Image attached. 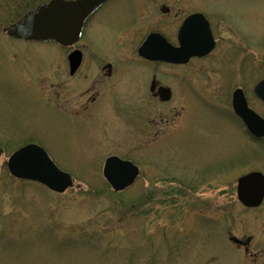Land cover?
I'll return each instance as SVG.
<instances>
[{"label": "rangeland", "instance_id": "374dc122", "mask_svg": "<svg viewBox=\"0 0 264 264\" xmlns=\"http://www.w3.org/2000/svg\"><path fill=\"white\" fill-rule=\"evenodd\" d=\"M47 1L0 0V264H263L264 202L243 207L236 182L249 170L264 173V139L247 135L231 109L229 88L250 87L264 75V0H219L222 8L243 11L235 20L233 55L198 61L189 76L184 68L173 69L175 76L163 67L162 78L176 94L162 104L156 122L153 107L146 109L147 120L140 110L136 70L103 115L96 108L94 118L88 117L91 109L73 115L83 98L77 77L65 71L61 47L5 33L20 15ZM137 5L136 14L128 10L135 16L131 28L140 24ZM103 34L110 32L87 29L85 54L121 48ZM133 41L121 42L124 54L133 52ZM251 53L254 74L242 67ZM251 101L264 116L262 104ZM144 130L162 138L145 155ZM31 141L81 186L58 194L14 179L6 160ZM112 154L140 168L122 191L103 175L105 157Z\"/></svg>", "mask_w": 264, "mask_h": 264}, {"label": "flooded vegetation", "instance_id": "af4514ba", "mask_svg": "<svg viewBox=\"0 0 264 264\" xmlns=\"http://www.w3.org/2000/svg\"><path fill=\"white\" fill-rule=\"evenodd\" d=\"M130 1L131 0H104L96 10L89 14L83 24L79 40L71 47V50L78 49L82 52L81 60L73 74L70 73L68 54L65 55L64 63L66 65V73L70 77H77L80 89L79 96L83 98L78 108L80 111H74L73 115L79 112L83 114V112H86V110L88 112V110H92V108H96L94 111L97 115H103L104 111L108 108H112L111 106L114 103V98L118 95V89L121 83L124 81L127 82L129 73L136 70L140 73L141 81L139 84L140 110L143 111V116L145 120H147L146 109L153 107L152 109L154 111L151 118L156 122V120L162 116V104L172 102L176 94L175 89L171 85L172 82L169 83V81H165L162 78L163 67L172 70L175 76L177 74L173 69L177 67L184 68L186 69L185 73L189 76V74L194 72L196 62L206 61L216 56L233 55V48L235 49V47H237V44L233 43V41L237 39L236 37H238V23H235V20L241 18L240 14H242L243 11H237L233 9V7L222 8L220 6L221 1L219 0H132L131 2L133 5H130ZM139 2L141 5V13L139 15L137 14V20L140 24L137 28H131L130 22L134 20L135 16L130 15L131 13H129L128 10L133 9L132 11H135ZM136 13L135 11L134 14ZM193 14H200L203 16L210 31L213 48H211L206 55L190 56L185 63L173 64L162 62L161 60L148 59L137 53L138 47L151 33L160 34L173 46H179V31L181 26L185 19ZM89 27L94 31L98 28L109 31L110 35H102L103 40H108L109 37L112 36V44L122 49H124L122 43L134 40L132 42L133 46H135L133 52L131 53L130 51L128 52L129 54H124L121 48H119L118 50H114L112 54H85L86 45H84L82 39L86 35ZM218 48H220V50ZM71 50H68V52ZM222 51L223 54H221ZM245 53L247 55V52ZM249 56H251V58L247 64L248 66L242 63V67L244 66L245 69L247 68L245 73L248 70L251 74H254V72H257V65H254L252 62L255 61L256 57L252 55V53ZM131 61L134 62L131 63ZM89 71L92 73L90 82L88 81L91 77L88 74ZM251 76L253 77V75H248L251 79L250 84L254 81H252ZM261 78H264V75ZM259 80L250 87L242 84L239 86H230V99L232 100V93L235 89L242 90L248 108H251L263 118V114L257 111V108L251 101V98L254 97L264 107V103L258 98L255 91ZM160 88L168 89L167 92L169 93V97L167 99L164 100L162 98ZM64 89L65 87L63 86L61 94ZM185 100L187 101L188 98ZM185 100L184 103H186ZM179 108L175 109L174 113L178 111ZM94 115L93 110L92 112H88V117L94 118ZM237 119L243 124L241 119ZM246 131L247 135L250 136L252 140L264 139V136L255 138L248 129H246ZM142 134L145 137L143 142L144 147L149 149L147 153L144 152L143 149V155L155 152L156 149H153L152 146L155 148L162 138L160 139V137L157 136L155 130L149 133L144 130ZM239 246L244 247L250 255L255 257L259 255V253H251L249 247L243 245V242L239 243Z\"/></svg>", "mask_w": 264, "mask_h": 264}, {"label": "water", "instance_id": "95a60500", "mask_svg": "<svg viewBox=\"0 0 264 264\" xmlns=\"http://www.w3.org/2000/svg\"><path fill=\"white\" fill-rule=\"evenodd\" d=\"M103 0H51L48 4L29 11L13 24L7 33L15 38L39 41H57L62 45L73 44L79 37L85 18ZM200 14L185 19L179 31L178 47L170 44L162 35L151 33L139 48V54L162 62L185 63L190 56H203L213 48L206 20ZM81 53L70 56L71 73L80 62ZM167 88H160L162 98L169 97ZM256 94L264 101V79L256 88ZM234 111L243 119L252 134L264 135V120L247 108L242 90L235 89L232 101ZM0 148V155L2 154ZM8 171L19 179L37 181L48 189L63 192L73 186L70 174L62 171L41 146L29 143L16 149L7 160ZM139 169L131 161L112 155L106 158L103 175L114 190L119 191L132 184ZM238 199L246 206H258L264 198V174L247 173L238 179Z\"/></svg>", "mask_w": 264, "mask_h": 264}]
</instances>
